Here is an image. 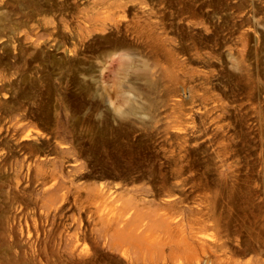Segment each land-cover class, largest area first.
I'll return each mask as SVG.
<instances>
[{
    "label": "rangeland",
    "instance_id": "obj_1",
    "mask_svg": "<svg viewBox=\"0 0 264 264\" xmlns=\"http://www.w3.org/2000/svg\"><path fill=\"white\" fill-rule=\"evenodd\" d=\"M0 264H264V0H0Z\"/></svg>",
    "mask_w": 264,
    "mask_h": 264
}]
</instances>
